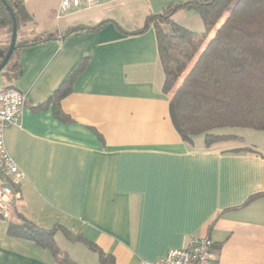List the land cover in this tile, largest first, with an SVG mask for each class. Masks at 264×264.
<instances>
[{
    "label": "crops",
    "instance_id": "crops-1",
    "mask_svg": "<svg viewBox=\"0 0 264 264\" xmlns=\"http://www.w3.org/2000/svg\"><path fill=\"white\" fill-rule=\"evenodd\" d=\"M22 1L31 21L17 42L52 38L19 46L16 78L0 74V91L25 96L19 125L4 132L25 176L15 213L64 228L70 237L61 229L55 236L84 248L75 237L94 243L114 264L160 261L190 238L212 241L214 264H264V131L210 147L202 137L184 142L162 92L154 31L134 34L148 16L198 0H98L60 19L61 0ZM171 19L205 30L193 10ZM78 28L85 30L64 36ZM74 69L68 92L50 101ZM254 195L263 196L247 202ZM10 222L0 216V264H59L34 242L10 237Z\"/></svg>",
    "mask_w": 264,
    "mask_h": 264
},
{
    "label": "trees",
    "instance_id": "trees-1",
    "mask_svg": "<svg viewBox=\"0 0 264 264\" xmlns=\"http://www.w3.org/2000/svg\"><path fill=\"white\" fill-rule=\"evenodd\" d=\"M5 1L12 9L18 29L31 21L22 0ZM180 10L195 11L204 25V32L196 33L175 24L171 18ZM0 27L11 36L12 21L1 1ZM150 28L155 34L164 74L162 92L169 96L171 122L184 142L192 143L195 138L202 137L205 147H210L238 139L234 135L219 134L217 130L264 131V0H198L171 4L161 14L148 16L134 34ZM82 30L85 28L69 30L64 36ZM50 38L51 35H42L24 39L16 42V47ZM16 51L0 73L8 79L16 78L19 73L18 68L13 67ZM75 71L66 76L50 101L68 92L65 85L71 82ZM261 196L254 195L247 202ZM14 217L16 222L11 221L7 227L10 237L34 242L48 250L59 264H77L66 254L62 256L54 241L60 229L70 237L67 230L59 226L43 229L16 213ZM75 240L95 253L99 264H114L113 258L94 243L80 237Z\"/></svg>",
    "mask_w": 264,
    "mask_h": 264
},
{
    "label": "built area",
    "instance_id": "built-area-1",
    "mask_svg": "<svg viewBox=\"0 0 264 264\" xmlns=\"http://www.w3.org/2000/svg\"><path fill=\"white\" fill-rule=\"evenodd\" d=\"M97 3L98 0H61L56 19L82 6L93 8ZM24 106L25 96L21 92L16 89L0 91V216L6 221L14 219L18 188L25 176L6 149L4 132L11 126L19 125ZM212 247L208 238H190L184 248L170 250L162 260L140 264H214L216 257Z\"/></svg>",
    "mask_w": 264,
    "mask_h": 264
},
{
    "label": "rangeland",
    "instance_id": "rangeland-1",
    "mask_svg": "<svg viewBox=\"0 0 264 264\" xmlns=\"http://www.w3.org/2000/svg\"><path fill=\"white\" fill-rule=\"evenodd\" d=\"M163 28L165 29V26ZM9 40H10V34L6 33L4 36L0 35V54L3 53L2 50L7 48V46L9 45ZM192 64L193 62L189 64L187 70L190 69ZM1 82H2V78L0 75V84ZM216 132L219 134L244 135L246 129L228 128V129L217 130ZM54 241L62 256L66 254L71 260H75L79 264H97L96 255L88 251L86 248L82 247L81 244L67 240L60 233L54 236Z\"/></svg>",
    "mask_w": 264,
    "mask_h": 264
},
{
    "label": "water",
    "instance_id": "water-1",
    "mask_svg": "<svg viewBox=\"0 0 264 264\" xmlns=\"http://www.w3.org/2000/svg\"><path fill=\"white\" fill-rule=\"evenodd\" d=\"M1 3L4 5L5 9L7 10L11 21H12V29H11V36H10V43L7 49V52L5 54H0V73L3 72L5 67L7 66L8 62L10 61L13 53L16 51V42H17V23L16 19L14 17V14L12 12V9L9 7V5L6 3L5 0H0Z\"/></svg>",
    "mask_w": 264,
    "mask_h": 264
}]
</instances>
